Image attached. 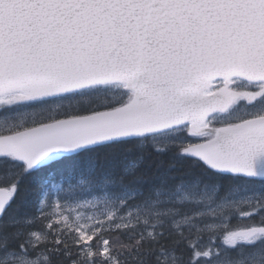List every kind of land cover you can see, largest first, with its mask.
I'll use <instances>...</instances> for the list:
<instances>
[{"label": "snow or ice", "instance_id": "snow-or-ice-1", "mask_svg": "<svg viewBox=\"0 0 264 264\" xmlns=\"http://www.w3.org/2000/svg\"><path fill=\"white\" fill-rule=\"evenodd\" d=\"M0 264H264V0H0Z\"/></svg>", "mask_w": 264, "mask_h": 264}]
</instances>
